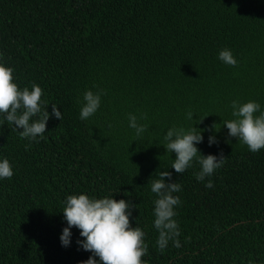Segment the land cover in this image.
Instances as JSON below:
<instances>
[{
  "label": "trees",
  "instance_id": "1",
  "mask_svg": "<svg viewBox=\"0 0 264 264\" xmlns=\"http://www.w3.org/2000/svg\"><path fill=\"white\" fill-rule=\"evenodd\" d=\"M225 47L235 66L218 59ZM0 53L19 86L38 84L47 111L52 103L62 111L36 140L0 124V156L14 169L0 180V264L87 259L74 226L71 246L59 241L63 202L80 192L136 204L130 223L145 231L149 264L264 260V148L250 152L223 126L233 99L264 107V0H0ZM87 89L105 94L81 120L78 100ZM189 110L194 119L208 115L195 125L209 129L200 152L226 159L205 178L211 188L195 179V160L172 174L182 186L173 194L181 200V247L170 241L160 251L147 181L170 170L163 135L198 122L186 118ZM129 113L147 114L141 138L128 127ZM213 131L217 143L209 146Z\"/></svg>",
  "mask_w": 264,
  "mask_h": 264
},
{
  "label": "clouds",
  "instance_id": "2",
  "mask_svg": "<svg viewBox=\"0 0 264 264\" xmlns=\"http://www.w3.org/2000/svg\"><path fill=\"white\" fill-rule=\"evenodd\" d=\"M3 54L0 53V57ZM218 59L231 66L237 60L230 48H222L218 52ZM14 68L0 58V124L7 122L20 136L31 140L43 138L46 132V123L50 117L61 120L62 111L58 105L51 104V112L47 111L46 101L42 99L43 89L36 83L31 86H19L13 77ZM105 94L103 89L83 92L80 103L79 118L86 120L93 116L101 105V98ZM232 119L225 120L223 126L227 128V136L235 137L238 142L247 146L250 152H257L264 148V107L256 100L241 102L233 99L230 102ZM191 110L185 113L187 119L198 121L185 128L183 125L169 127L163 135L161 144L165 152L171 156L170 170H162L157 178L148 179L150 192L155 194L153 199L152 227L158 233L155 246L165 250L169 242L179 248L181 242L179 222L176 208L181 204L178 195L181 184L171 179L172 174L184 173L193 165L195 160L199 164V171L195 172V179L203 181L206 188L213 186L211 177L214 170L220 168L226 157L222 152L217 154H203L198 145L204 142L203 133L207 128L196 127L203 118L194 119ZM146 113L139 116L129 113L128 127L134 130L137 138H141L148 125L142 123ZM214 131H218L214 128ZM207 137L209 146L217 143L214 134ZM174 153V154H173ZM173 159V160H172ZM13 166L7 157L0 156V180L11 178ZM165 178H168L167 180ZM63 207V219L66 221L59 234L62 247H69L72 243L73 226L79 230V237L75 243L78 250L90 253L87 259L79 264H149L142 259L148 254V243L145 241V231L141 226H132V217L135 205L131 200L115 199L112 194L92 196L84 192L66 196ZM136 219L135 217H132ZM264 264V260L259 261Z\"/></svg>",
  "mask_w": 264,
  "mask_h": 264
}]
</instances>
